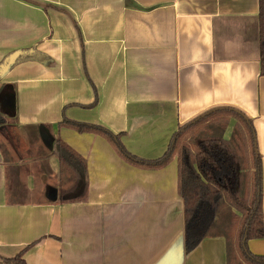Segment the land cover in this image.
I'll use <instances>...</instances> for the list:
<instances>
[{"label": "crops", "instance_id": "crops-1", "mask_svg": "<svg viewBox=\"0 0 264 264\" xmlns=\"http://www.w3.org/2000/svg\"><path fill=\"white\" fill-rule=\"evenodd\" d=\"M259 10V0H0V65L26 51L0 74V258L27 247L26 264H229L223 234L186 250L177 154L134 165L105 136L61 122L103 126L156 159L182 125L236 108L256 135L264 216ZM59 140L86 162L79 198ZM248 247L264 255V237Z\"/></svg>", "mask_w": 264, "mask_h": 264}, {"label": "trees", "instance_id": "trees-1", "mask_svg": "<svg viewBox=\"0 0 264 264\" xmlns=\"http://www.w3.org/2000/svg\"><path fill=\"white\" fill-rule=\"evenodd\" d=\"M259 6L260 63L264 74V0H259ZM38 56L35 53L28 58ZM231 117L238 121L227 138L224 132ZM61 124L105 136L134 165L159 168L177 154L186 250L191 251L207 236L223 234L229 242V264H264V255L254 254L248 247L249 240L264 237L262 165L252 121L242 111L217 107L197 116L179 127L166 152L156 159L132 154L120 135L103 126L67 118ZM58 154L61 165L68 166L76 176L71 199L79 198L86 186V162L61 140ZM226 206L229 209L225 212ZM26 249L10 257L2 256L0 264H26Z\"/></svg>", "mask_w": 264, "mask_h": 264}, {"label": "water", "instance_id": "water-1", "mask_svg": "<svg viewBox=\"0 0 264 264\" xmlns=\"http://www.w3.org/2000/svg\"><path fill=\"white\" fill-rule=\"evenodd\" d=\"M25 52L26 51L16 50L6 57L3 63L0 65V74L7 72Z\"/></svg>", "mask_w": 264, "mask_h": 264}, {"label": "rangeland", "instance_id": "rangeland-1", "mask_svg": "<svg viewBox=\"0 0 264 264\" xmlns=\"http://www.w3.org/2000/svg\"><path fill=\"white\" fill-rule=\"evenodd\" d=\"M237 121L238 120L235 117H231L230 118V121H229L230 124H229V126H227V128H226V130L224 132L225 137H227V138L231 137V135L233 133V130H234V125L233 124L236 123ZM228 209H229V207L226 206L223 211L226 212Z\"/></svg>", "mask_w": 264, "mask_h": 264}]
</instances>
